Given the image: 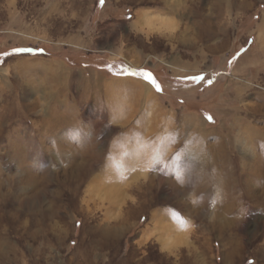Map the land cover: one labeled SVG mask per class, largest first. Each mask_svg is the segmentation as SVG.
I'll return each mask as SVG.
<instances>
[{
    "label": "rangeland",
    "instance_id": "1",
    "mask_svg": "<svg viewBox=\"0 0 264 264\" xmlns=\"http://www.w3.org/2000/svg\"><path fill=\"white\" fill-rule=\"evenodd\" d=\"M0 264H264V0H0Z\"/></svg>",
    "mask_w": 264,
    "mask_h": 264
},
{
    "label": "snow or ice",
    "instance_id": "2",
    "mask_svg": "<svg viewBox=\"0 0 264 264\" xmlns=\"http://www.w3.org/2000/svg\"><path fill=\"white\" fill-rule=\"evenodd\" d=\"M101 3H104V0H101ZM136 75V76H143L145 80L149 81L152 85H154L156 87L157 90H162L160 84L157 82V80L155 79V77L153 76V74L147 70L144 69H140V70H129V69H124L123 73H116V75ZM203 77L200 76H196V77H192V79L194 80H199L202 79ZM209 83H211V81L209 80ZM209 119H211V117H209ZM159 149H157V156L153 157V162L154 163H158L159 162ZM139 152V146L133 145V147L125 153V155L128 156H135L137 155ZM117 167H119V165H117ZM177 219L180 221L181 225H185L186 221H184L183 219H180L179 217H177Z\"/></svg>",
    "mask_w": 264,
    "mask_h": 264
},
{
    "label": "bare ground",
    "instance_id": "3",
    "mask_svg": "<svg viewBox=\"0 0 264 264\" xmlns=\"http://www.w3.org/2000/svg\"><path fill=\"white\" fill-rule=\"evenodd\" d=\"M119 82H115L118 88L120 86ZM127 87H129L132 91L137 92L139 95H143L146 89L149 91L152 89L151 84L144 82V80H135L134 82H131L130 85H127ZM149 91L147 92L150 93Z\"/></svg>",
    "mask_w": 264,
    "mask_h": 264
}]
</instances>
